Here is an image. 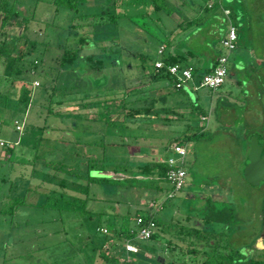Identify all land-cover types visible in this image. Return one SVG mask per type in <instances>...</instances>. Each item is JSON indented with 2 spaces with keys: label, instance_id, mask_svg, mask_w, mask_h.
<instances>
[{
  "label": "rangeland",
  "instance_id": "rangeland-1",
  "mask_svg": "<svg viewBox=\"0 0 264 264\" xmlns=\"http://www.w3.org/2000/svg\"><path fill=\"white\" fill-rule=\"evenodd\" d=\"M193 1L196 5L204 2ZM2 2L5 19H1L0 8V48L5 54L0 56V141L8 145L0 147V264H124L126 256L144 264H199L201 251L209 254L213 249L193 233L175 234L168 227L184 211L190 227L204 234L213 227V252H221L220 232L226 234V227L198 222L210 205L215 210L229 209L233 215L223 218L237 226L228 232L227 248L245 250L251 237L260 235L263 228L257 220L264 185L251 186L245 178L248 146L243 137L249 139L248 132L256 127L251 128L256 123L255 93L262 102L264 78L245 76L239 70L235 74L243 80L241 85L226 74L214 90L194 89L196 75L194 83L189 81L180 90L172 89L169 76L149 79L151 64L161 58L157 50L164 46L168 30L185 15L187 0H78L77 12L55 6L53 0ZM158 3L161 7L154 9ZM228 16L233 25L230 10ZM82 33L90 37L86 41H99L93 47L81 46L74 61L60 64L61 51L74 47V38ZM221 51L228 57L226 67L240 52H251L240 43L230 52L222 47ZM100 52L102 64L96 65ZM84 54H91V61ZM140 56L145 59V71ZM188 63L192 62L180 61L179 65ZM140 84V95L160 99L174 109L173 115L160 112L120 123L118 109L109 111L112 101H101L109 98L111 104H119L123 87ZM11 86L29 89V103L12 100ZM220 95L221 101L235 102L229 116L236 120L230 124L239 125L235 128L242 131H235L233 141L216 139L218 133H214L187 142L185 180L180 189L174 191L156 173L144 182L134 181L133 173L111 166H136L173 155L171 142L187 124L198 120L188 113L189 100L209 111ZM178 114L181 118L174 119ZM207 121L199 120L200 125ZM100 167L112 176L98 179ZM148 214L158 221L157 239L133 237L130 241L138 252L122 255L123 232L136 229L135 215ZM260 244L264 246V235ZM208 245L213 246L212 242ZM249 255L264 264V250L253 243ZM157 257L162 261L157 262Z\"/></svg>",
  "mask_w": 264,
  "mask_h": 264
},
{
  "label": "trees",
  "instance_id": "trees-1",
  "mask_svg": "<svg viewBox=\"0 0 264 264\" xmlns=\"http://www.w3.org/2000/svg\"><path fill=\"white\" fill-rule=\"evenodd\" d=\"M161 3V0H159ZM2 0H0V8H1V19L2 21L5 19L4 18V12H5V7H1L2 6ZM77 3L78 0H53V4H55V6H61L63 8L69 9V10H73L74 12H77ZM226 3H228V1H226ZM161 6L154 4V9H159ZM228 9L231 11V14L234 15L235 20H239L240 18V14L244 13L245 14V18H250V11H254L255 12V20L257 22H260L259 24H264V17L262 16V13L264 12V0H231V2L228 5ZM205 12H207L209 9L204 7ZM88 16H90L89 14H87ZM223 15V14H222ZM77 17L82 18V15H78ZM216 17H218L216 15ZM220 18V16H219ZM74 19V18H73ZM72 19V20H73ZM222 19V18H221ZM216 21L214 16H208L206 17L203 21H201L199 24L197 33L195 37H204L202 40H200V44L201 45H193V44H185L184 41L180 40L179 45H183L186 47V51L188 55H196V54H200L203 57V65L202 68H200L197 72V70H193V75L199 77L200 75L208 72L211 70V68L215 65L216 63V59L217 57L222 53L221 51V45L219 43V38H212L210 36H208V33L210 32L209 27L211 26V24H213ZM194 20L190 23H193ZM197 22V21H195ZM190 23H188L186 26H184L183 23H181L178 27V31H183L184 28L189 27ZM70 28V27H69ZM263 28H260L259 33L262 32ZM221 28H219V31L221 32ZM250 32L251 29L248 30L249 34L245 39H242V41H239L238 43H240L242 45V47H246L248 49V51L250 52V55L244 54L242 52H240L239 54H237L235 56V58H233L232 60V64L230 68H227L226 74H229L231 76H234V78H236V82L237 85H241L243 83V80L238 79L235 71H239V70H243L245 72V76H250V77H256L258 79H262L264 78V42H261V36L257 35V39L256 40H260V44L257 43L256 41H251L249 43H247V38L250 36ZM263 33V32H262ZM83 36L81 34H78L77 39L74 38V47L72 48H65L61 51V54L59 56V63L60 64H68L71 63L72 61H74L79 53L82 47H84V45L86 43L91 44V46H94V44L92 43V39L91 41H86V38L89 39V36H85L84 33H82ZM252 34V32H251ZM197 37V38H198ZM96 40L99 41L98 38H95ZM26 41H24L23 43H25ZM30 47L33 45V43L30 42ZM170 45V42L166 39V41L164 42V46H163V51L165 50V48L167 49V47ZM238 45V44H237ZM82 46V47H81ZM237 47V46H236ZM2 48V47H1ZM0 48V56L5 54V49H1ZM99 48V47H98ZM106 50L104 48V45L100 46V49L103 51V49ZM256 49V54L252 55L253 50ZM161 52V51H160ZM159 52V54H160ZM101 53V52H100ZM104 53V51H103ZM103 53H101V55H99V59H97L95 61L96 65H101L102 64V56ZM246 55V56H245ZM91 57L92 55H86L84 56V58L88 61H91ZM141 57V69L142 71H145V59H143L142 56ZM184 57V54L179 52L177 48H175L174 53L170 54L169 52H162L161 58L160 60L163 62V67L159 70V72H161L159 74L158 71H155L153 68V63L151 64V67L153 68L152 73L149 74V79L150 80H154L156 78L162 77V78H167L168 75L163 71L165 66L173 64V63H177L178 61H180L182 58ZM240 58H242V60H244V62H242L240 60ZM117 61H113L112 64H115ZM238 66L239 69L236 67ZM258 66V68H260L261 71L257 70L256 67ZM147 73L143 74L144 76ZM148 75V74H147ZM196 77V78H197ZM143 86V84L138 85L137 87H123L122 91L119 92L121 93V96L118 97V101L119 104H111L113 102V99H109V98H104L102 99V103L104 102H108L109 100H111L112 102H109V106H110V110L111 113H115L114 108L118 109V112H120L121 118L118 119V121L120 123H132V121H135L136 119H140V118H146V117H151L157 114L163 113L166 114L167 112H171V114L173 115L174 113V109L172 107H167L165 103L161 102L160 99H154L153 96H147L144 95L142 96L144 93L141 94L140 91V87ZM183 88V87H182ZM180 88V89H182ZM11 91V96H12V100H17L19 102L28 104L30 101V90L27 88H23L21 86H11L10 90ZM177 89V90H180ZM139 90V91H138ZM240 91H242V89L239 90L238 93H240ZM139 92V93H138ZM244 94V92H243ZM225 98V97H224ZM234 99V97H233ZM238 99V98H236ZM255 99L258 101L256 102L257 105H255L257 114H256V123L251 124V128L253 126L254 129L252 130H248V136H250L251 134H257L259 135L261 138H263L264 140V102L262 98V102L259 103L260 98L259 95L257 93H255ZM101 101H95L100 102ZM94 101H88L89 106L94 105L93 104ZM220 102V105H219ZM87 103V105H88ZM235 104V102H231L229 100H227L226 98L224 99V101H221V96H217L212 104L211 107L209 109L208 112H206V110L203 108V106L199 105L195 100L190 101L189 100V107H188V113L191 117L192 120H197L196 124H187L186 129L183 130L179 137H177L176 139H174V141L171 142V144L175 143H181L182 145L186 146L185 144L189 141H194L197 140L198 137L203 136L204 134H208L207 137L211 136V134L214 135V133H218V135L216 136V139H218L219 137L221 138V140H226V141H230L234 139V133L236 130L238 132H241L242 130L240 129H236V126L239 125H235V124H230V121L232 123H234L235 119H232V117H230V110H233L232 104ZM255 103V104H256ZM231 104V105H230ZM107 105V106H108ZM115 105V106H114ZM117 106V107H116ZM112 107V109H111ZM246 109H248L247 107H245ZM244 108V109H245ZM227 109V110H226ZM243 109V110H244ZM225 110V111H224ZM108 111V112H109ZM247 111V110H246ZM179 115V114H178ZM230 115V116H229ZM204 116H207L208 119V124L207 125H200L199 120H203L205 119ZM174 119H179L181 118V114L179 116H175L174 115ZM234 117V116H233ZM162 119H170V118H166L165 116L162 117ZM196 122V121H195ZM250 126V125H248ZM256 128L259 129V131H255ZM190 130V132L188 134H186V132ZM244 141H246V146H248V139H246V137ZM220 140V139H219ZM220 140V141H221ZM170 144V145H171ZM7 146L8 144H1L0 147L2 146ZM186 156V154H185ZM185 161H183L184 164ZM99 165V163H97ZM101 166H104L105 164H100ZM113 167H121L120 171L122 172H128V173H133V178H135L134 181L140 180L141 182H144L147 180V176L150 175V173H156L159 177H163L165 179V170H166V165L163 164L162 162H158L155 159L150 160L149 162L143 163V164H137L136 166H130L129 164L125 163V164H115V165H111ZM184 167V166H183ZM103 168H97V170H102ZM109 170V169H108ZM111 170V169H110ZM113 173H116L117 169L113 168V170H111ZM119 171V172H120ZM110 173V172H109ZM111 173V174H113ZM97 176H99V174H97ZM139 176V177H137ZM143 177V178H142ZM97 178V177H95ZM92 178V179H95ZM105 176H100L98 177V179H103L105 180ZM113 177H111L112 179ZM128 178V176H127ZM124 181V176L121 178ZM114 181H118L119 179H113ZM111 180V181H113ZM166 180V179H165ZM261 185H264L263 183H260L259 185H251V186H255V187H259ZM208 207V206H207ZM212 208V211H211ZM229 211V209H228ZM227 210H223L220 208H216V210L210 205V207L207 209V211L204 212V216L202 218H198L200 219L198 222L202 221L204 223L209 222L210 224H214V223H221L223 224L224 227H226V231L230 232L233 231L234 229H236L237 226H234V224L230 225L229 222H225L223 221V218L226 220V218L231 219L232 218V213L228 212ZM260 211H261V215L259 217V219L257 220L259 225L263 228L264 227V198H261V205H260ZM183 216L176 221V224H171V226L169 225V229L171 228V231L174 232L175 234H181L182 232L187 233V235H190L193 233V237L196 240H199L201 242H204V245L208 246L209 248L215 250L216 247V240H215V232L213 231V227L211 229H209V231L207 233L204 234L203 231H201L200 229H196L189 226V224H187L188 219H189V215L183 211ZM137 215H135L136 217ZM194 216V215H192ZM191 216V218H192ZM146 217V216H145ZM205 217V218H204ZM154 223L156 225V228L158 227V221L156 219H154ZM184 229V231H183ZM193 230V232H192ZM134 231L135 230H131V231H127V232H123V236L124 238H129L130 240L133 238L134 235ZM226 232V234H224V232H220V238L221 240V244L219 245L222 248L221 252H212L207 254L204 251H201L203 254V258L202 260L199 262V264H260V262H258L255 257L249 255V251L251 249V244L254 243L255 239L257 238V236L253 235L251 244L247 246V248L245 250H238L236 248H232L229 247L227 248V246L230 245V242H228L229 239V233ZM117 233L121 234L122 232L118 231ZM122 235V234H121ZM158 237V233L154 232L150 235V237L148 239H157ZM225 237V241L223 243V239ZM123 238V239H124ZM212 242L213 246L208 245V243ZM127 254H125L126 256ZM127 257V256H126ZM113 258V257H112ZM114 259V258H113ZM157 262H160V257H157L156 259ZM125 264V263H124Z\"/></svg>",
  "mask_w": 264,
  "mask_h": 264
},
{
  "label": "built area",
  "instance_id": "built-area-1",
  "mask_svg": "<svg viewBox=\"0 0 264 264\" xmlns=\"http://www.w3.org/2000/svg\"><path fill=\"white\" fill-rule=\"evenodd\" d=\"M218 0H205L204 4L206 7H210L214 2ZM221 12L223 16L227 19L228 25L224 36L220 40L221 47L226 51L230 52L234 49L236 43V31L234 25L229 22V10L228 8H221ZM161 51L159 48L158 53ZM227 55L221 53L217 59L215 65L211 68L210 71L200 75L196 78L197 86L196 87H204L209 90H214L219 87L226 75L227 67ZM163 67V62L160 59H157L153 62V68L155 71H158ZM170 78H171V86L172 89H180L187 85L189 81L194 83L195 76L193 75V69L190 66H181L178 63H173L165 66L163 70ZM161 73V72H159ZM37 82H33V85H36ZM16 123V122H14ZM15 130H19V126L15 124ZM4 144V142L0 141V145ZM171 152L173 155L165 156L163 158H157L158 162H162L166 165L165 170V179L172 185L173 190L180 189L185 180V169L183 167V161L186 154V146L180 144H171L170 146ZM168 194H173V192H168ZM136 229L134 231L133 237H137L139 239H148L150 235L156 229V225L154 223L153 217L151 214L148 216L137 215L135 217ZM101 232H105L104 229H99ZM122 248L124 254H128L130 252H138V249L131 243L129 238H124L122 243ZM125 264H144L140 261H131L127 257L125 259Z\"/></svg>",
  "mask_w": 264,
  "mask_h": 264
},
{
  "label": "crops",
  "instance_id": "crops-1",
  "mask_svg": "<svg viewBox=\"0 0 264 264\" xmlns=\"http://www.w3.org/2000/svg\"><path fill=\"white\" fill-rule=\"evenodd\" d=\"M226 1H228V3H226ZM230 2H231V0H218V1L214 2L210 7H206L204 2L201 5H196L193 0H187V5L184 6L185 15L180 17L179 22H177L176 26L172 30H168L169 35L167 37V40L170 42V45L167 47V52H169L170 54H173L175 48H177L179 52L184 54V57L180 61L192 62V63H188L186 66H190L193 70H197V72H198V70L200 68H202L203 57L200 54L188 55L187 51H186V47L183 45L182 46L179 45V42H180V40H182L187 45L188 44L201 45L200 40H202L204 37H202V36H200V37L197 36L198 38L195 37L196 33H197L196 29H198L197 26H199V24H197V23H200L201 21H203L208 16L209 17L214 16L216 21L213 24H211V26L209 27L210 32L208 33V36H210L212 38H219V43H220V40L224 36V33L226 31V28H227V24H226L227 19L222 15L221 8H223V7L229 8L228 5ZM204 7L208 8L209 10L207 12H205ZM250 14H251L250 18L246 19L245 14L241 13L239 20H235L234 15L231 14L232 15V23H233V25L235 27V31H236V43H235L234 49L236 48L239 41H241L242 39H245L249 35V34H247L249 29H251L252 34L250 32V36L246 39L247 43H249L251 41L252 42L256 41L257 43L260 44V40L259 41L256 40L258 37L257 35H260V34L262 35V36L260 35L262 38L261 42H264V24H259L260 22H257L255 20V15H254L255 12L254 11H250ZM216 15L218 17H216ZM219 16H220V18H219ZM262 16L264 17V12L262 13ZM193 20H194V22L190 23ZM195 21H197V22H195ZM181 23H183L184 26H186L188 23H190V25H189V27L184 28L183 31L179 32L178 27ZM219 28L222 29L221 32L219 31ZM260 28H263L262 29L263 33L262 32L259 33V31H257ZM159 48H161L160 54L162 55L163 47L160 46ZM159 48H158V50H159ZM158 50H157V53H158ZM84 55H87V54H84ZM154 61H156V60H154ZM180 61H178L177 63L179 64ZM231 64H232V62H231ZM231 64H229L227 66V68H230ZM212 102H211V104H212ZM206 112H208V111L206 110ZM204 118L207 119V116H204ZM187 151L188 150L186 148V154H187ZM137 177H139V176H137ZM149 177L150 176L148 175L147 179ZM135 253H137V252H135ZM121 254L123 255L124 252H121Z\"/></svg>",
  "mask_w": 264,
  "mask_h": 264
},
{
  "label": "water",
  "instance_id": "water-1",
  "mask_svg": "<svg viewBox=\"0 0 264 264\" xmlns=\"http://www.w3.org/2000/svg\"><path fill=\"white\" fill-rule=\"evenodd\" d=\"M96 41L98 40L95 39L92 43L96 45ZM84 46L93 47L90 42L86 43ZM98 174L105 177L112 176L110 174L108 175L107 172L101 171ZM244 175L250 185H259L264 182V140L257 134H251L248 139V153L245 159ZM263 234L264 230H262L260 235L255 239L254 246L264 250V246L260 244ZM160 261H162V258H160Z\"/></svg>",
  "mask_w": 264,
  "mask_h": 264
},
{
  "label": "flooded vegetation",
  "instance_id": "flooded-vegetation-1",
  "mask_svg": "<svg viewBox=\"0 0 264 264\" xmlns=\"http://www.w3.org/2000/svg\"><path fill=\"white\" fill-rule=\"evenodd\" d=\"M262 230H264V227H263V229ZM264 235V234H263ZM262 240V239H261ZM255 242V241H254ZM253 246H254V243H253ZM255 247V246H254ZM258 248V247H257ZM262 249V248H261Z\"/></svg>",
  "mask_w": 264,
  "mask_h": 264
}]
</instances>
